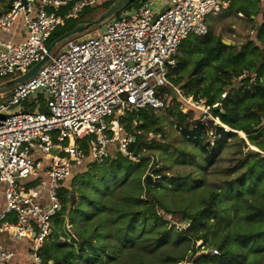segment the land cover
I'll return each mask as SVG.
<instances>
[{
    "label": "built area",
    "instance_id": "1",
    "mask_svg": "<svg viewBox=\"0 0 264 264\" xmlns=\"http://www.w3.org/2000/svg\"><path fill=\"white\" fill-rule=\"evenodd\" d=\"M107 1L13 0L0 13V31L8 34L0 38V77H7L0 86L48 54L34 75L7 88V100L0 103V264H13L21 255L26 264H44L39 249L52 234L62 209L58 189L72 169L103 164L116 153L138 160L129 149L134 137L125 123L134 129L142 122L140 111L164 109L169 90L179 96L184 113L198 111L204 124L201 120L213 118L218 102L184 95L169 72L182 40L206 34L208 15L230 10L231 0H162L157 6L140 0L135 9L104 20L101 32L66 39L56 55L47 52L57 27L77 19L83 8ZM48 5L55 11H47ZM31 96L44 99L45 111L36 103L32 111L11 112L23 101L30 105ZM125 114L135 118L123 121ZM207 132L217 136L211 127ZM188 225L180 223L181 229Z\"/></svg>",
    "mask_w": 264,
    "mask_h": 264
},
{
    "label": "rangeland",
    "instance_id": "2",
    "mask_svg": "<svg viewBox=\"0 0 264 264\" xmlns=\"http://www.w3.org/2000/svg\"><path fill=\"white\" fill-rule=\"evenodd\" d=\"M12 1L0 0V13L8 10ZM38 1L35 0L36 4H39ZM139 1L133 0L107 20L135 9ZM161 2L162 0H154L156 6ZM231 2L230 10L208 15L206 20L208 31L227 41L226 45L232 46V49H229L230 54L235 55L237 52L244 51L246 45H250V48L246 50L244 59L237 64L238 68L244 67L241 70L242 75L231 76V80L226 81L228 84L220 92H215L213 88L210 92H214L215 99L222 98V93L232 95L237 90L254 92L253 99L242 101L234 118V126L247 128L248 132L231 128L212 116L213 125L217 124L232 134L221 139L212 136L210 139L202 140L203 144L208 143L207 148L191 142L176 127V123L181 118L178 113L185 115L184 120H181L183 121L181 126L188 128L192 126V120L197 119L199 113L191 109H187L184 113L181 110L182 101L179 96L173 90H169L168 96H165L167 106L162 110L147 111L146 114L151 122L143 126L137 125L138 127L129 130L132 135L135 134L139 138L133 149L138 160L119 155L117 160L106 161L97 167L90 166L85 169L87 171L82 170L78 165L72 169L69 180L66 182L67 202L59 216L60 223L58 226L53 224L52 227L57 236L53 237L52 232L47 241L73 243L77 248L79 236L92 235L94 244L108 239L116 243L120 241L116 231L122 234L123 231L120 229L123 227V222L128 221L132 213L136 212L140 215L134 217L132 221L130 230L134 235L133 240L123 243V252L120 249L114 250L116 256L114 259L109 256L111 252H99L100 264H108L111 261L118 264L116 261L118 259L123 260L124 264H132L128 258L133 252L136 254L142 252L141 254L147 255L148 264H244L248 261L250 252L247 253V250L251 249L250 242L247 240L248 243H243L241 252L240 244H237L234 236L238 229H241L239 230L241 233H258L264 230V221L256 219L255 216V213L264 209V127H262L264 124V72L258 79L262 84L260 90L255 91L253 85L249 88L246 84L243 85L242 78L254 77L250 68L254 65L257 67L264 58V43L257 38L258 35V37L263 36V32L259 34V25L264 6L257 0H231ZM108 3L110 1L103 3L99 8L97 6L83 8L78 13L79 20L66 21L63 26L57 27L54 33L71 27L76 21H94L106 10L108 6L105 4ZM237 6H242L246 11L243 9L237 11ZM45 9L55 11L51 5L46 6ZM237 12H242L243 17ZM105 21L92 25L82 33L71 35L67 40L76 41L96 31L101 32ZM0 38L7 39L8 34L0 31ZM64 45L65 42L55 44L51 54L59 53ZM176 54L180 55L181 50ZM191 66L190 62L177 73L171 74L172 78H180L177 83L170 81L186 96L192 95L187 93L190 87L185 85L192 78L189 71ZM6 79L7 77H0V84ZM205 84L204 80L192 88L202 89ZM0 92H3L0 103L6 102L7 89ZM200 94L201 92L198 93ZM197 97L194 96V98ZM31 99L30 105L23 101L20 105L11 106V112L32 111L36 103H39V108L45 111V101L42 97L31 96L28 100ZM216 107L219 108V103ZM219 111H223L222 107ZM212 112L211 109V114ZM130 116V114L122 116L123 121ZM258 120L261 121L260 124ZM201 121L207 122V120ZM141 123L143 121L137 124ZM238 131H243L244 134ZM147 176L150 178L149 182H146ZM30 182L33 183L34 179L30 178ZM241 186L246 192L250 189L254 191L249 192L248 199H242L246 204L243 210L246 219L243 218V225L236 228L233 226L237 218L234 198L236 190ZM58 191L60 192V189ZM212 191L217 192L214 211L195 221L196 226L205 223L206 228L199 227L191 231L192 236L179 232L180 223L185 220V216L192 217L203 210L208 204ZM1 198L2 195H0ZM2 205L1 201L0 207ZM116 208L121 212L120 215H116ZM147 208L150 210L148 211ZM250 215L253 216L250 217ZM102 217H114L113 222L116 226L112 222L104 224L99 221ZM248 218L251 219L250 222ZM230 219L232 226L226 222ZM141 234L154 239L157 247L154 250L152 247L150 250L148 243L142 240L144 237ZM138 235L140 236L136 239ZM59 236L64 238L60 239ZM197 236L201 238L195 240ZM223 236H227L226 248L233 252V256L221 255L222 252L218 249L217 243L223 239ZM262 239L264 240V235L263 238L251 243L255 244ZM19 243L22 244V242ZM129 249L133 252L128 251ZM210 249H216L218 253L212 255ZM238 252H241L244 257L236 259L234 254Z\"/></svg>",
    "mask_w": 264,
    "mask_h": 264
},
{
    "label": "trees",
    "instance_id": "3",
    "mask_svg": "<svg viewBox=\"0 0 264 264\" xmlns=\"http://www.w3.org/2000/svg\"><path fill=\"white\" fill-rule=\"evenodd\" d=\"M258 1V0H257ZM110 3L105 4L106 6H110ZM232 5V2H231ZM102 6V5H100ZM100 6H97L99 8ZM107 7V8H108ZM106 8V9H107ZM240 9H243L246 11L242 6H237L236 10L240 11ZM90 16V15H89ZM79 18V17H78ZM77 18V19H78ZM80 19V18H79ZM78 19V20H79ZM79 22H85V21H76L74 25H72L69 28H65L62 31H59L58 33H54L51 35V37L48 40V43H50L54 38L62 34L63 32L71 29L73 26H75ZM259 34L263 32V36L258 37V40H261L264 43V12L261 14V23L259 25ZM250 48V45L245 46V50L242 52H237L235 55L229 53V49H232V46L226 45L225 43L222 42V39L218 36L215 35L211 31H207L206 34L203 35H189L186 37L184 40L179 45L178 51L181 50L180 55H175L177 64L176 66L171 69L169 72V78L173 82L177 83L180 81L179 77L172 78L171 74L177 73L179 69H182L183 67L187 66L190 62L192 64L190 68V77L191 81L186 82V86L190 87L187 93L192 94L193 96H198L197 98L203 97L206 102L209 104H213L214 102L219 103V108L222 107V112L219 111L218 107L212 108V116L217 117L223 124H226L230 126L231 128H236L234 126V118L238 113V109L242 103V101H246L248 99H253L254 98V92L250 93L249 90H243L242 92H239L240 90H237L234 92L232 95L225 93V96L222 98L215 99L214 98V92H210L211 88L216 91H221L223 90V87L228 84V82L231 80V76L237 77L241 76V70L244 69L243 66H240L238 68L237 64L240 63L246 54V50ZM252 48V47H251ZM255 48V47H254ZM177 51V52H178ZM235 53V52H234ZM247 69V68H246ZM251 71L255 73L254 77L250 78H242V81L244 82L243 85H247L248 88L253 85L254 90H260L261 89V83L258 80L262 76V72H264V58L262 62L255 67L252 66ZM206 81V84L203 85V88H192V86L199 84L202 81ZM172 91V90H171ZM201 92L200 95L198 93ZM253 103V102H251ZM149 110H142L139 112L138 117L143 121V123L138 124V126H143L148 123H150V119L148 118L146 112ZM151 111V110H150ZM179 116L181 117L179 121L176 123V127L180 130L181 133H183L184 136H187L191 142L202 145L204 148L208 147V143L202 142L204 139H210L211 136L208 135L207 130L211 127L215 130L216 137L217 139L225 138L228 137L230 134H232L229 130H225L223 127L218 126L217 124H212V120L208 119L207 123H201L197 119L192 120V126L190 128L188 127H182L181 124L184 120V114L181 112L178 113ZM130 118H133L134 115L130 114ZM128 119V120H129ZM261 121L258 120V124H260ZM127 123H125V127L127 131L131 130L126 126ZM137 126V127H138ZM236 129H241L244 130V132H248L247 128H236ZM242 134L243 131H238ZM134 140L131 141L129 145V149L136 155L134 152V147L136 146V142H138L139 138L137 135H133ZM119 155L121 156L120 153H116L113 157L109 158V160H117ZM125 157V156H124ZM142 160V158H141ZM129 161V160H128ZM105 163V162H104ZM103 163V164H104ZM102 165V164H100ZM97 164H93L92 166L97 167L100 166ZM128 168H130L128 166ZM87 171V170H85ZM84 171V172H85ZM69 180V178L64 182L63 186L60 189L59 192V197L62 203V209L57 215V217L54 219V226L60 223L59 216L61 215L62 211H64L65 204L67 202V197L65 196L66 192V182ZM146 182H149L148 179L146 178ZM254 189H250L248 192L243 190V187L241 186L238 190H236L235 193V214L236 217L240 220L235 218L234 225L236 228H240L239 226L243 225V218L246 219L245 214H243V210L246 208L245 200L243 201L242 199H248L249 198V192L253 193ZM245 195V196H244ZM217 198V192L212 191L208 200V204L203 208V210H200L196 215L190 217V215L185 216V220L189 222V225L181 229L179 232L182 234H187L188 236L191 235V231H195L199 227L206 228V224L202 223L199 224V226H196L195 224L196 220H200L202 216L208 215L210 212L214 211V201ZM148 211L150 210L147 208ZM116 215H120L121 212L119 211L118 208H116ZM140 214L133 212L132 217L128 221L123 222V227L120 229L123 231L122 234H119L118 230L116 231L117 236L120 237V241L113 242L111 239L104 240L102 242H97L96 244L93 243L92 235H86V236H79V242H78V247L76 248L73 243H66V242H57V241H46L42 247L39 249V255L41 256L44 264H100L101 263V258L99 257V252H111L109 256H111L113 259L116 257L114 255V250L120 249V251L123 252V243H126L128 240H133L134 235L132 234L131 225L133 224V218L138 217ZM253 215H250V217ZM255 216L257 217L256 219L261 220L262 222L264 221V209L259 210L257 213H255ZM103 219V220H102ZM99 221L103 222L104 224H108L112 222L114 226L116 224L113 222L115 218L111 217H102ZM251 219L248 218V221L250 222ZM98 221V222H99ZM228 225H231V219L226 221ZM253 223V222H251ZM120 224V223H119ZM97 224L95 225V227ZM95 229V228H94ZM97 230V228H96ZM238 229L236 235L234 236V240L238 242L237 244H240V249L242 252V247H244V242L248 243L250 242L251 249L247 250L250 252L248 261L244 264H264V240L256 242L255 244L251 243V241H258L260 238H263L264 235V230L254 233H241ZM53 232V237H56V231L52 229ZM221 233V232H219ZM144 238L142 239L145 241V243H148L147 246L150 247V250L153 247V250L155 247H157L155 244V240L150 238V236H144L146 234H141ZM204 235V234H203ZM135 237L136 239L139 237ZM199 236L195 237V240H198ZM248 240V241H247ZM154 242V243H151ZM226 243H227V236H223V239L217 243L218 249L221 250V255H231L233 256V252L229 251L226 248ZM131 245H136V244H131ZM153 245V246H152ZM132 248V247H131ZM85 250V252H84ZM128 251H132V249H129ZM126 251V252H128ZM241 252H238L237 254L235 253L234 256L236 259L244 257ZM134 253V254H133ZM129 258L128 261L132 262V264H148L146 258L147 255L144 253L141 254H136L133 252ZM118 264H124L123 260L118 259L116 260ZM127 261V260H126ZM51 262V263H50ZM116 262L111 261L108 264H114Z\"/></svg>",
    "mask_w": 264,
    "mask_h": 264
},
{
    "label": "water",
    "instance_id": "4",
    "mask_svg": "<svg viewBox=\"0 0 264 264\" xmlns=\"http://www.w3.org/2000/svg\"><path fill=\"white\" fill-rule=\"evenodd\" d=\"M22 1L26 2V0H22ZM132 1L133 0H114L110 4V6L102 14H100L98 18L95 19L94 21L79 22L75 26H73L71 29L63 32L62 34L54 38L47 46V52L49 53L52 47L58 42H65V40L69 36L77 34V33H82L83 31H86L87 29H89L92 25L100 24L101 22L108 19L112 15L118 13L125 5L131 3ZM222 42L227 44V41L222 40ZM47 60H48V54L44 55V57L40 61L35 63L26 73L7 81L5 83V86L10 87L15 83H21L25 81L26 79L34 75L37 72V70L41 67V65H43ZM147 179H150L149 176H147Z\"/></svg>",
    "mask_w": 264,
    "mask_h": 264
},
{
    "label": "crops",
    "instance_id": "5",
    "mask_svg": "<svg viewBox=\"0 0 264 264\" xmlns=\"http://www.w3.org/2000/svg\"><path fill=\"white\" fill-rule=\"evenodd\" d=\"M112 2L114 1V0H111ZM261 4L264 6V0H262L261 1ZM21 34V28L20 27H17V38H19V36L18 35H20ZM0 88H2L3 90L6 88H8V87H2V86H0ZM1 90V89H0ZM26 262H27V260L23 257V255H21V256H16V257H14V259L12 260V263L13 264H26Z\"/></svg>",
    "mask_w": 264,
    "mask_h": 264
},
{
    "label": "bare ground",
    "instance_id": "6",
    "mask_svg": "<svg viewBox=\"0 0 264 264\" xmlns=\"http://www.w3.org/2000/svg\"><path fill=\"white\" fill-rule=\"evenodd\" d=\"M240 133V132H239Z\"/></svg>",
    "mask_w": 264,
    "mask_h": 264
}]
</instances>
